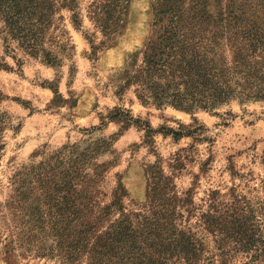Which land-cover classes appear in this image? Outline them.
Wrapping results in <instances>:
<instances>
[{"label":"rangeland","instance_id":"rangeland-1","mask_svg":"<svg viewBox=\"0 0 264 264\" xmlns=\"http://www.w3.org/2000/svg\"><path fill=\"white\" fill-rule=\"evenodd\" d=\"M96 1L76 0L73 7L59 0L46 29L36 27L41 33L33 51L0 19V115L6 123L0 264H64V241L57 236L64 231V179L55 173L81 154L83 173L97 182L103 203L123 184L127 212L144 209L152 169L168 177L177 194L193 202L187 224L208 256L214 242L199 219L212 198L227 206L238 196L257 209L255 223L264 229V102L195 112L144 103L133 75L157 2L130 0L122 26L107 37L96 21L102 15V7L92 6ZM232 2L262 0H205L204 6L216 16ZM247 260L240 256L237 264Z\"/></svg>","mask_w":264,"mask_h":264},{"label":"trees","instance_id":"trees-1","mask_svg":"<svg viewBox=\"0 0 264 264\" xmlns=\"http://www.w3.org/2000/svg\"><path fill=\"white\" fill-rule=\"evenodd\" d=\"M58 1L0 0V19L8 33L33 51L41 33L36 27L46 29ZM155 1L152 33L133 75L144 103L195 112L216 111L235 101L264 102V0L242 6L232 2L216 16L206 12L205 0ZM75 2L69 0L73 7ZM129 3L97 0L92 5L102 7V15L94 14L101 15L96 21L107 37L122 26ZM5 125L0 115V151ZM85 156L55 173L64 179V231L57 232L64 241V264H237L240 256L248 259L240 264H264V229L255 223L258 211L238 196L227 206L212 198L200 215L214 242V253L208 256L205 243L187 224L194 216L189 207L193 202L181 198L168 177L152 169L144 209L127 212L121 183L109 203L99 199L93 186L97 182L80 166Z\"/></svg>","mask_w":264,"mask_h":264}]
</instances>
